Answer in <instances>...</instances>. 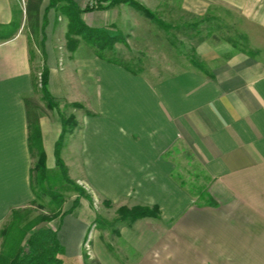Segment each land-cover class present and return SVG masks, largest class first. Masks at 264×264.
<instances>
[{
    "label": "crops",
    "instance_id": "crops-1",
    "mask_svg": "<svg viewBox=\"0 0 264 264\" xmlns=\"http://www.w3.org/2000/svg\"><path fill=\"white\" fill-rule=\"evenodd\" d=\"M90 1L65 5L75 3L92 27L125 21L121 6L91 10ZM51 2L0 0V251L1 231L13 211L36 198L28 105L36 83L33 39L25 29L28 9ZM15 6H23L21 19ZM184 7L210 16L214 30L196 44L200 67L190 64L158 79L99 57L80 39L71 51L63 41L69 17L63 11L62 35H56L49 16L41 51L59 107L41 106L47 165L57 166L62 115H74L78 125L61 151L70 177L88 188L99 184L110 203L113 198L162 211L164 191L173 187L175 150L185 147L208 180L212 202L192 205L171 226L150 230L155 241L138 264H264V0H185ZM76 102L83 107H72ZM85 200L68 213L82 227L65 240L59 218L57 226L48 225L59 228L63 245L66 238H80L94 220ZM137 221L121 222L131 227Z\"/></svg>",
    "mask_w": 264,
    "mask_h": 264
},
{
    "label": "rangeland",
    "instance_id": "rangeland-1",
    "mask_svg": "<svg viewBox=\"0 0 264 264\" xmlns=\"http://www.w3.org/2000/svg\"><path fill=\"white\" fill-rule=\"evenodd\" d=\"M98 1L100 0H92L93 3H88V6H92V4L94 6V3ZM184 1L136 0L137 3L139 2L149 8L153 17L147 16L145 12L137 9L130 2H121L118 5L121 6V12L125 14V21L121 20L118 24L107 28V30L112 34L122 32L127 44L116 43L113 48L105 49L104 53L108 57L122 59L143 76L157 79L182 71L190 64L199 63L195 53L196 44L200 42V39L212 34L214 23L209 18L210 16L203 18L197 12L187 10L184 7ZM65 4V0H52L50 6L35 7L36 9H33L35 11L30 10L29 6H24L26 10L29 8L28 14L26 12V33L32 36L34 42L37 41L39 48L37 50L32 41V66L36 89L28 99L31 106L40 107L38 112L41 113L46 109L50 110L49 102L44 99L40 90L41 75L46 68L43 52L41 51L43 41L48 38L46 27L49 25L50 16L51 20H56L55 34L62 35L61 17L63 16V6H77L75 3ZM106 4L108 3L104 2V5ZM15 7L16 17L21 19L23 10L20 8H23V6ZM37 9L38 11H36ZM78 16L83 21L82 16ZM76 38L88 42L81 35L76 36ZM63 41L65 44L68 43V40L64 39ZM88 44L92 45L94 51L99 48L95 43L88 42ZM155 69L159 70L155 71ZM41 106L44 107V110ZM72 107L75 108L74 105ZM69 111L65 109L66 113H69ZM75 130L76 127L71 132ZM67 136L68 134L63 138V147L68 141ZM175 151L176 156L174 158L177 162V168H174L172 172L173 187L164 191L166 200L161 202L163 208L159 217L142 218L143 220L137 221L139 223H135L131 227L125 222L118 221V218L120 217V208L122 206H136L134 202L117 203L118 201H114L112 198V203H110L107 200L108 198L105 195L103 196L100 189H98L99 184L98 187L95 186L96 189L94 187L88 188L73 179L91 197L85 200V203L86 206H92L94 220L85 229V233L79 236L80 238L76 239V236H71L70 239L66 238L68 240L64 242V252L61 253L65 264H138L145 254L144 249L147 248L148 243L152 240L155 241L154 231L149 234L150 230L157 226H171L179 220L190 206L200 205L211 199L207 191L208 180L200 171V165L185 147L178 146ZM34 157L35 167L38 162L36 149ZM52 171L57 173L49 174L44 182H41L39 170L35 167L33 180L36 198L30 205L18 209L25 215L23 224L42 216H54L59 211L58 201L53 199V195L57 192L62 193L67 201L63 208H67L69 204H72L73 196L79 194L75 190V186L61 178L57 166ZM70 174L73 177L76 176L74 167H72ZM170 192L171 198L168 201ZM161 198L163 197L158 195V199L161 200ZM57 223L58 218L52 221H43L31 232L43 226H57ZM81 227L76 217L67 214L61 221L64 240L66 233L68 234L73 229Z\"/></svg>",
    "mask_w": 264,
    "mask_h": 264
},
{
    "label": "trees",
    "instance_id": "trees-1",
    "mask_svg": "<svg viewBox=\"0 0 264 264\" xmlns=\"http://www.w3.org/2000/svg\"><path fill=\"white\" fill-rule=\"evenodd\" d=\"M103 1V0H102ZM104 2L108 4L104 5ZM104 2L98 1L94 3V6H87V9H108L117 6L121 2H130L137 9L146 13L147 16L153 17L152 11L146 6L137 3L136 0H104ZM93 3V2H89ZM64 13L70 19L69 31L67 33L68 48L71 51L76 50L79 45V38L76 36H83L88 42H92L98 45V56L106 59L110 62L119 64L129 71L139 74V72L133 69L127 62L122 59H114L113 57H108L104 50L107 48H113L116 43H125L127 41L122 32H117L115 34L110 33L107 28L92 27L81 21L80 15L81 10L77 6H63ZM195 64V63H194ZM195 65L200 67V63ZM41 87L40 90L43 93V97L48 101V106L51 109L59 107V102L54 98L49 90V70L45 68L41 75ZM29 105V125H30V147L35 153V149L38 153V162L35 166L38 168L41 182H44L45 178L49 174H55L48 168L47 156L43 145L42 130L40 127V114L38 112L40 107H33ZM75 107H83L81 103H74ZM68 116L62 115L63 130L60 139L56 145V163L59 169L61 178L69 184L75 186V190L79 194L72 201V205L68 209H64L63 205L66 202L65 197L62 193L57 192L53 195V199L58 201L59 211L56 212L54 216H42L36 220H32L23 224V219L25 217L23 212L14 210L10 221L6 223L1 231L3 237V244L0 251V264H65L61 257V253L64 252V246L58 237L59 228H53L50 226H43L39 229L31 232L38 224L43 221H52L55 218H59L60 221L65 215L72 212L80 203L81 198L90 199L91 197L85 193V189L79 184L75 183L71 177H69L67 166L61 156V151L63 148V138L74 130L78 125L74 115ZM33 168V172L34 169ZM210 202L211 199H209ZM109 202V201H108ZM160 207L158 205L148 206V205H136L133 207L122 206L120 208V217L118 221H127L133 223L138 219L145 217H159Z\"/></svg>",
    "mask_w": 264,
    "mask_h": 264
}]
</instances>
